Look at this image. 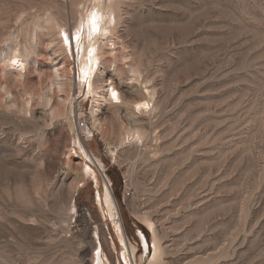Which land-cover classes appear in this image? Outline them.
Wrapping results in <instances>:
<instances>
[{
  "label": "rangeland",
  "instance_id": "374dc122",
  "mask_svg": "<svg viewBox=\"0 0 264 264\" xmlns=\"http://www.w3.org/2000/svg\"><path fill=\"white\" fill-rule=\"evenodd\" d=\"M53 16L82 41L65 49ZM89 36L94 90L123 103L88 90ZM16 43L21 75L2 70ZM0 55V264H127L104 177L133 264L154 241L163 264H264V0H0ZM145 86L154 109L134 122ZM134 125L143 140L118 145Z\"/></svg>",
  "mask_w": 264,
  "mask_h": 264
},
{
  "label": "bare ground",
  "instance_id": "6f19581e",
  "mask_svg": "<svg viewBox=\"0 0 264 264\" xmlns=\"http://www.w3.org/2000/svg\"><path fill=\"white\" fill-rule=\"evenodd\" d=\"M95 10H96V8L94 9V13H95ZM86 11H87L86 12V15H87L88 10H86ZM86 15L83 12L81 13V17H80L79 23H78L79 29L82 26V22L85 18L84 16H86ZM50 21L51 22L53 21V24L60 29L59 30L60 35H61V33H66V29H64V26H62V24L60 23V21L58 20V18L56 16L51 17ZM61 26H62V28H61ZM92 32L93 31H92L91 26H90L89 34H92ZM79 37H80L79 41L81 42L82 36H79ZM61 40L63 42V36L62 35H61ZM79 41H77V43H79ZM88 43H89L88 46L84 45V47H83V51H84L83 54H85V55H83V57H82L83 58L82 70L84 73L85 72L90 73L88 78H87L88 90L92 91L95 94L100 93V97L98 99H96L99 102L109 101L112 104L123 103L121 93L116 88V86L113 84V82H109L105 86V88L102 92H98V91L94 90L96 88V86L94 85V82L91 81V79L93 77L94 69L97 68V64L100 60V53H101V50L103 48V42L101 39V40H98L96 43H93L91 36H89ZM63 46L65 49H69V46L65 45L64 42H63ZM89 49L93 50L91 56H89ZM5 51L6 52L2 55V60H3L2 70L4 72L8 71L10 73L17 72L19 75H21L22 70L26 67V64L29 61V58L31 56V54H30L31 51H29V49L26 47L19 46L17 43L10 45L7 48V50H5ZM34 51H35V48L32 49V52H34ZM14 59L18 61V65L15 67L11 63L12 60H14ZM20 64L23 65L22 68L19 66ZM67 72H70V69H68ZM99 88H101V87H99ZM113 89H115L119 93V103L114 101L112 96H111V90H113ZM68 90H70L69 87H68ZM143 95H144V99H141L139 101L136 100L132 103L129 102L130 114H131L132 120L134 122H137V119L135 118V116L140 115V114H150V113H152V111L154 109V103H153L154 94L151 91V89L148 88L147 86H145V91H144ZM64 96H65V99H69L70 93L66 92V94ZM49 102H50V99H49ZM137 104H140V105L147 104L148 107L147 108L141 107L139 110H137V108H136ZM94 112H95V109H93V111H92L93 117H95ZM62 115H63V112H62L61 106L54 107L51 109V116L52 117H59ZM137 136H139V139H137ZM144 137H145V133L142 131V129L138 125L129 126V127H125V129L121 132L117 143H118V145H122V146L125 144H128V143H133V142L137 143V142L142 141ZM136 147H138V146H136ZM85 155L95 166L97 165L95 159H93L92 155L89 152L85 151ZM89 169H91V168H89ZM104 184H105L104 199H105L106 205L108 206L109 213L115 222L117 232H118L120 239L122 241V244L124 246L123 253H124L125 262L127 264H133L135 249L132 246H130V244L128 243V241L125 238V235L123 234V230H122V226H121V220H120L119 211H118V206H117L116 201L114 199V196L112 194L111 187H110L109 183L106 181V179H104ZM97 187H98V185H97ZM98 198L100 200L101 196L99 195ZM144 243H145L146 252H147L146 241H144ZM158 248H159V244L156 241H154V248H153L154 249V255L151 257L148 264H163L161 259H160V257H161L160 252L157 250ZM146 256H147V254H146ZM94 262H95V264H103L104 263L103 257L101 256L100 252H98V251L95 254Z\"/></svg>",
  "mask_w": 264,
  "mask_h": 264
},
{
  "label": "snow or ice",
  "instance_id": "6c2138e0",
  "mask_svg": "<svg viewBox=\"0 0 264 264\" xmlns=\"http://www.w3.org/2000/svg\"><path fill=\"white\" fill-rule=\"evenodd\" d=\"M90 23H91V29H92V31L93 32H98L99 31V26H98V23H97V17L95 15V13L92 14ZM61 35L63 36V42H64V44L67 45V46H69V47L71 46L72 40H76V41H79L80 40V37L78 35L77 36H71L70 33H61ZM92 52H93V50L92 49H89V56L92 55ZM11 63H12V65L14 67L18 65V61L15 60V59L12 60ZM19 66L21 68L23 67L22 64H20ZM111 96H112V98H113L114 101H116L117 103H119V93L115 89L111 90ZM141 107L147 108L148 105L147 104H145V105L137 104L136 105L137 110H139ZM137 139H139V136H137Z\"/></svg>",
  "mask_w": 264,
  "mask_h": 264
},
{
  "label": "trees",
  "instance_id": "16d2710c",
  "mask_svg": "<svg viewBox=\"0 0 264 264\" xmlns=\"http://www.w3.org/2000/svg\"><path fill=\"white\" fill-rule=\"evenodd\" d=\"M107 173L112 178L113 185L115 186V189L117 191L118 187H120L123 184L122 178L119 174V171L116 168H112V169L108 170ZM118 199H120L119 193H118Z\"/></svg>",
  "mask_w": 264,
  "mask_h": 264
},
{
  "label": "built area",
  "instance_id": "2783aa9c",
  "mask_svg": "<svg viewBox=\"0 0 264 264\" xmlns=\"http://www.w3.org/2000/svg\"><path fill=\"white\" fill-rule=\"evenodd\" d=\"M85 126H86L85 121L82 120L81 117L77 118V120H76V128L81 131V130L84 129Z\"/></svg>",
  "mask_w": 264,
  "mask_h": 264
},
{
  "label": "water",
  "instance_id": "95a60500",
  "mask_svg": "<svg viewBox=\"0 0 264 264\" xmlns=\"http://www.w3.org/2000/svg\"><path fill=\"white\" fill-rule=\"evenodd\" d=\"M104 179H106V181H107V178L106 177H104ZM110 185V184H109Z\"/></svg>",
  "mask_w": 264,
  "mask_h": 264
}]
</instances>
